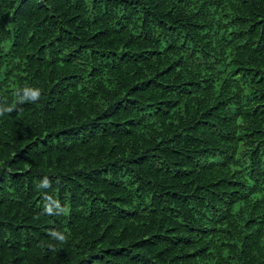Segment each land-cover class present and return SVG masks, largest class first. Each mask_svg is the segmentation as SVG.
Wrapping results in <instances>:
<instances>
[{"label":"trees","instance_id":"trees-1","mask_svg":"<svg viewBox=\"0 0 264 264\" xmlns=\"http://www.w3.org/2000/svg\"><path fill=\"white\" fill-rule=\"evenodd\" d=\"M0 264H264V0H0Z\"/></svg>","mask_w":264,"mask_h":264}]
</instances>
